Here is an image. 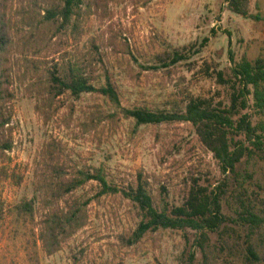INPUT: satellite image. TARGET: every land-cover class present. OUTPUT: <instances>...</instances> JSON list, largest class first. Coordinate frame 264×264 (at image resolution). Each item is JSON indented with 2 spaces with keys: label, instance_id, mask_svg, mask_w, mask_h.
Masks as SVG:
<instances>
[{
  "label": "rangeland",
  "instance_id": "1",
  "mask_svg": "<svg viewBox=\"0 0 264 264\" xmlns=\"http://www.w3.org/2000/svg\"><path fill=\"white\" fill-rule=\"evenodd\" d=\"M226 1L104 0L101 7H92L86 15L84 36L77 45L67 36L51 38L35 59L45 68L69 58L91 61L94 81L98 82L102 70L95 61L93 43L112 75L124 108L169 112L178 97L186 95L227 102L226 87L204 78L199 71L204 63L212 64L228 80L232 79L230 54L235 62L242 57H264V0H250L248 18L227 11ZM15 18L20 20L19 13ZM58 48L60 52L56 53ZM175 52L183 60L162 67L159 59ZM33 106L34 100L17 92L9 172L22 182L17 186L10 178L0 183V200L5 206L0 221V264H187L194 238L187 230L148 236L135 247L122 243V237L132 232L139 218L120 197L92 202L89 225L52 256L44 254L37 240L40 214L19 217L12 208L30 197L32 177L54 147L66 174L104 165L113 181L124 188L133 185L141 173L152 195L157 196L164 188L168 202L179 203L190 177L200 178L201 184L211 188L221 179L211 155L198 147L194 129L174 121L135 130L133 123L121 116L116 124L105 122L96 130L85 128L89 113L99 106L106 114L116 111L95 95L82 96L78 101L62 99L57 115L47 125L34 113ZM243 113L251 115L253 122L257 120L251 107ZM95 191L88 185L78 195L91 198ZM223 213L228 214L225 207ZM198 261L200 256L196 254Z\"/></svg>",
  "mask_w": 264,
  "mask_h": 264
},
{
  "label": "trees",
  "instance_id": "2",
  "mask_svg": "<svg viewBox=\"0 0 264 264\" xmlns=\"http://www.w3.org/2000/svg\"><path fill=\"white\" fill-rule=\"evenodd\" d=\"M103 2L0 0V183L10 178L17 186L22 182L9 172V154L14 146L13 103L19 91L34 100V113L44 125L55 118L62 99L78 101L85 95L98 96L116 110L106 114L99 106L89 113L84 127L92 130L105 122L116 124L119 116L132 122L135 130L174 121L187 123L194 129L198 147L211 155L221 179L211 188L201 184L200 178L190 177L179 203L174 204L168 202L164 188L157 196L152 195L141 173L133 185L124 188L113 181L104 165L66 174L54 147L32 177L30 197L19 201L12 211L19 217L33 218L40 214L37 240L46 256L58 253L66 241L89 225L92 202L99 203L112 196L130 204L139 218L132 232L122 237V243L128 247L141 244L148 236L187 230L194 235L193 252L187 255V264H264V57L254 60L242 57L235 62L230 54L232 79L228 80L212 64L204 63L199 74L225 86L227 102L215 103L212 98L181 93L183 97H178V103L169 112L147 107L124 108L112 75L93 43L95 61L102 70L98 82L94 81L91 61L84 63L79 58H69L56 60L50 68H45L36 60L51 38L67 36L77 45L84 36L86 15ZM226 3L230 13L249 17L250 0ZM18 13L20 20L15 18ZM181 60L182 55L176 52L159 59L164 68ZM250 107L257 116L254 122L251 115L243 113ZM88 185L95 187L93 196L78 195ZM224 207L227 215L223 213ZM4 214V202L0 200V221ZM196 254L200 256L198 262H195Z\"/></svg>",
  "mask_w": 264,
  "mask_h": 264
}]
</instances>
